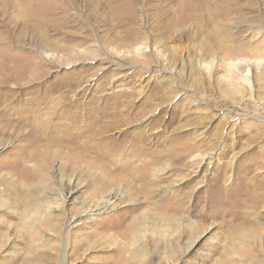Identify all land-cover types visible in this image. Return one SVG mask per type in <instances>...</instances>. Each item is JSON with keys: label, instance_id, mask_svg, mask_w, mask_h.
<instances>
[{"label": "rangeland", "instance_id": "374dc122", "mask_svg": "<svg viewBox=\"0 0 264 264\" xmlns=\"http://www.w3.org/2000/svg\"><path fill=\"white\" fill-rule=\"evenodd\" d=\"M18 1L0 0V264H264V0ZM104 175L123 196L89 211ZM142 181L131 214L175 223L134 243Z\"/></svg>", "mask_w": 264, "mask_h": 264}, {"label": "bare ground", "instance_id": "6f19581e", "mask_svg": "<svg viewBox=\"0 0 264 264\" xmlns=\"http://www.w3.org/2000/svg\"><path fill=\"white\" fill-rule=\"evenodd\" d=\"M9 1V0H8ZM14 1V0H13ZM18 1V0H17ZM19 2V1H18ZM12 2L10 3V8L12 7L13 9L12 10H16L17 6H19V3L21 2ZM3 9V8H2ZM28 10V9H27ZM31 13V12H30ZM207 22V21H206ZM175 23V22H174ZM208 23V22H207ZM163 24V23H162ZM9 25V23H8ZM17 26V24L14 25V27ZM34 26V25H33ZM178 26V23L175 24V25H168V29H167V33L170 31H172V29H175L176 31H180L181 29H178L176 28ZM32 27V26H31ZM197 28L194 27V29H190L191 31V36H192V39L193 40H197V32H196ZM214 31V28L212 29ZM15 31V29H14ZM216 31V30H215ZM214 31V32H215ZM10 36H13L14 33L12 34V32L10 31ZM17 38H20L22 37V33L21 32H17L16 35ZM214 37V36H213ZM190 39V38H189ZM212 39V38H211ZM216 39V38H215ZM211 41V40H210ZM211 43V42H210ZM257 58V57H256ZM252 59V58H251ZM231 65H233L235 68L237 67V63L236 62H231L230 63ZM230 65V66H231ZM192 67L194 68V66L192 65ZM232 68V67H231ZM229 69V68H228ZM234 69V68H233ZM231 70V69H230ZM242 79H247L246 76L244 75H241L240 76ZM193 79V78H192ZM99 143V142H98ZM91 148V147H90ZM106 153V152H105ZM111 154V153H110ZM110 154H107V155H110ZM37 155V154H36ZM105 157V156H104ZM115 157V156H113ZM112 161V157L110 158ZM116 161V160H115ZM98 167V166H97ZM141 171V174H138L141 178L143 177V174H145V171L146 169H141L139 170ZM105 174L107 172H104ZM44 176V175H43ZM96 191L94 192V194H92L93 196H96V197H104L106 198V200L103 202V201H96L95 203L93 204H89V208L88 210L89 211H97V210H101V209H104L105 211H108L110 209H113L115 206H117L118 204V200L123 196V194L119 191V190H114L112 192H109L107 194H104L102 195L104 192H103V189L105 187H107V185H109L111 183V180H108V177H106L105 175L100 178H98L96 180ZM113 182V181H112ZM141 186H143V189L140 188V187H135V185H132L130 187H128V190H127V195L128 196H131V197H134V196H137L138 198L136 199H132L131 203H126L127 206H128V213L130 214L129 215V218L131 217V221H128L127 223H125V221H123V225L125 227V229L122 231V234H128L127 237H129V239L132 241V242H137V240H139V237H140V233L141 231H143L144 227L147 226V225H150V226H155L156 228L153 229L154 231L156 230V233L159 234V233H164V228L163 227H166L167 225H171L172 223H175V221L173 222V218L171 216H169V214H164L163 213H156L155 211H149V210H144L142 213H139L138 215H133L131 213L135 212L136 210H139L141 209L143 206L149 204V203H152V189L151 188H145L146 184H143V181L140 183ZM27 190L24 191V192H18V195H21L24 193V197H22V199L20 197H18V202H17V207L22 210V211H26L22 214H28L30 215V212L31 211H34L35 213L38 211L39 209V202H38V199H33L32 196H30L29 194H26ZM142 200H140V198ZM156 198V197H155ZM123 199V198H122ZM42 200V199H40ZM130 201V200H129ZM86 208V207H85ZM178 208V207H177ZM74 211V210H73ZM86 211V210H85ZM38 213V212H37ZM79 213V211H78ZM57 218V217H56ZM46 217L42 220H45ZM50 219V218H49ZM51 219H54L55 218H51ZM175 219V217H174ZM47 220V219H46ZM177 220V219H175ZM178 221V220H177ZM176 221V222H177ZM41 223H43V221L40 220ZM178 224V222H177ZM27 225L29 226H33V224L31 222H27ZM177 227L179 225H176ZM173 227V226H172ZM175 227V226H174ZM173 227V228H174ZM180 227V226H179ZM154 228V227H153ZM169 228V227H168ZM123 234V235H124ZM165 234V233H164ZM160 235V234H159ZM129 241V240H128ZM142 244H139L135 247L132 248L131 250V253L130 255L132 257H137L141 254L143 248H142ZM171 249L172 248V245H168V249ZM177 250V249H176ZM175 252V251H174ZM177 252V251H176ZM34 255V254H33ZM35 257L33 258V261H34ZM130 257L126 258V259H123L125 260V262L121 261L120 264H129V260ZM20 264H35L34 262H32V258L31 257H28L26 258L25 260H23Z\"/></svg>", "mask_w": 264, "mask_h": 264}]
</instances>
